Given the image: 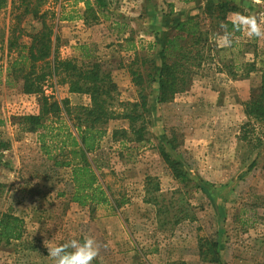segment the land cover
I'll return each instance as SVG.
<instances>
[{
  "label": "rangeland",
  "instance_id": "obj_1",
  "mask_svg": "<svg viewBox=\"0 0 264 264\" xmlns=\"http://www.w3.org/2000/svg\"><path fill=\"white\" fill-rule=\"evenodd\" d=\"M45 1L41 13L48 12L46 19L53 25L52 41L59 57L80 60L87 52L95 56L111 73L120 104L139 100V90L129 73L134 52L125 49L127 39H134L138 47L141 41L143 48L154 44L157 32L171 31L174 19L167 18L171 11L182 19L197 13L202 20L205 15L201 8L210 2L238 4L249 14H259L264 6V2L253 0H111L107 17L86 25L80 18L83 3ZM24 10L23 0H8L0 9V183L5 186L0 218L13 214L24 225L21 240L0 245V264H52L44 241H52L57 235L54 245L94 237L101 247L93 264H212L201 258L204 240L220 241L222 264H264V145L254 148L241 140L250 132L253 144L258 138L264 141L262 127L249 123L243 111V103L260 85L261 74L251 73L245 78V73L231 71L229 62L234 56L217 54L215 38L211 42L214 51L205 49L202 67L194 69L197 74L190 90L153 108L147 120L146 142H115L113 131L128 128V122L109 123L101 150L89 158L100 157L104 165L100 184L111 203L81 207L70 201V169L55 164L67 158L69 161L71 156L56 155L52 145L53 158H48L41 150L38 134L22 133L16 124L17 117L40 110L37 97L24 95L21 83L10 84L6 78L8 66L17 57L15 50L9 53L8 49L12 31L16 36L21 28L26 31L20 43L30 45L28 35L41 28V22L31 16L22 17ZM60 16L74 20L59 21ZM205 22L208 29L210 22ZM239 51L236 47L237 64L242 67L248 60L243 53L238 55ZM44 92L52 101L68 102L72 119L90 105L88 96L69 93L68 86L59 80L48 78ZM60 121L68 126L74 123L64 114ZM175 140L177 147L171 145ZM162 148L182 163L194 181L205 185L206 195L178 193L181 185L164 162ZM153 185L160 192L154 194ZM155 196L166 202L182 201L180 207L196 220L163 224L155 206L146 202Z\"/></svg>",
  "mask_w": 264,
  "mask_h": 264
},
{
  "label": "trees",
  "instance_id": "obj_2",
  "mask_svg": "<svg viewBox=\"0 0 264 264\" xmlns=\"http://www.w3.org/2000/svg\"><path fill=\"white\" fill-rule=\"evenodd\" d=\"M8 0H0V9L7 6ZM25 10L23 18L31 16L35 21L41 22L39 30L28 36L31 38L30 45L20 43L24 38L22 28L16 36L12 31L11 39L8 41L9 53L15 50L17 57L7 68V83H21V90L24 95L35 96L39 99V113L34 115H24L17 117L16 124L22 133L38 134L41 150L48 158H53L51 146L54 145L56 155L71 156L65 162L57 161L56 166L69 168L72 192L70 201L81 207H94L98 205L107 206L111 199L100 184L99 173L104 167L100 157L90 159V155H95L101 150L102 143L108 135L107 126L111 121L126 120L128 128L114 130L112 139L115 142L126 143L135 142L142 144L146 142L148 134V121L155 106L166 105L174 101L175 97L190 90L193 79L197 73L196 68H200L205 60V49L211 53L214 51L212 41L216 38L217 32L222 30L219 25L229 12L240 11L238 4L228 1L210 2L205 8H201L205 19H200V15L190 14L182 19L173 11L167 18L173 16V22L168 33L157 32L156 41L146 48L140 41V45L135 46L134 39L125 41V49L134 52V58L130 64L129 73L132 82L138 88L139 100L133 103L120 104L118 99V87L114 82L110 72L102 67L101 63L92 54H85L82 59H66L59 57L58 47L53 45L54 35L53 25L47 22V11L41 13V7L45 0H23ZM58 1V0H55ZM111 0H76L75 4L83 3L84 11L80 16L86 25L98 23L101 16L107 17ZM185 3H192L193 0H184ZM173 8V5H169ZM21 17V18H22ZM55 18V14L53 13ZM59 21H73L74 17L63 18ZM209 20L208 29L205 21ZM34 27V26H33ZM232 30L231 24L228 25ZM124 31V26L121 32ZM14 34V35H13ZM223 34V33H220ZM242 34L234 33L233 44L229 49L219 48L217 54L228 52L235 48L236 39ZM58 41V38H57ZM158 48V51L156 49ZM81 50H86L82 47ZM235 52V51H234ZM241 50L237 53L241 55ZM231 54H234L233 52ZM237 56L229 62V69L236 73L243 70L245 78H249L251 73L258 72L256 63H247L243 67L237 64ZM39 64V65H38ZM240 69V70H239ZM261 82L257 88L253 89L248 101L243 103V111L248 118V122L253 121L262 127L264 139V70H261ZM234 74V73H230ZM2 71L0 67V77ZM48 78L59 80L69 88V93L86 95L90 99L88 107H82L80 113L72 119L73 112L68 106V102L61 104L58 101L45 95L44 87ZM1 82V81H0ZM118 107H122V112ZM70 121L72 126L60 121L62 116ZM51 122V125L48 123ZM57 125L54 127V125ZM252 125V124H248ZM253 126V125H252ZM254 131V130H252ZM250 132L245 133L242 141H247L249 146L260 148L264 141L257 139V143L249 137ZM50 141V144L48 143ZM175 142L171 144L176 146ZM2 146H5L2 144ZM69 150V151H66ZM161 156L169 168L173 178L181 185L179 194L186 192H201L207 194L205 185L200 181H194L187 171L182 167V163L174 159L165 149H161ZM55 157V155H54ZM1 165V161H0ZM149 180V179H148ZM5 186L0 183V198L4 195ZM153 192H160L157 185H153ZM148 204L155 206L157 213L163 217V224H179L182 220H196L195 215H191L187 210L182 209V201L177 203L174 200L166 202L160 200L158 196L146 200ZM114 207V206H112ZM117 207V205H116ZM119 207V205H118ZM117 207V208H118ZM115 209V207H114ZM194 218V219H193ZM24 235L23 220L13 214H3L0 218V245H9L13 241H19ZM201 244V258L203 261L212 264H222V244L219 240H204Z\"/></svg>",
  "mask_w": 264,
  "mask_h": 264
},
{
  "label": "clouds",
  "instance_id": "obj_3",
  "mask_svg": "<svg viewBox=\"0 0 264 264\" xmlns=\"http://www.w3.org/2000/svg\"><path fill=\"white\" fill-rule=\"evenodd\" d=\"M260 3V0H253ZM232 30L229 31L228 25ZM223 34H217L216 42L219 47H230L233 44L234 33H241L248 38L264 40V12L259 14H244L240 11L229 12L225 21L219 25ZM45 240L44 245L48 249V257L52 264H93L100 255V245L94 237L85 236L83 241L71 239L61 245H54V240Z\"/></svg>",
  "mask_w": 264,
  "mask_h": 264
},
{
  "label": "crops",
  "instance_id": "obj_4",
  "mask_svg": "<svg viewBox=\"0 0 264 264\" xmlns=\"http://www.w3.org/2000/svg\"><path fill=\"white\" fill-rule=\"evenodd\" d=\"M260 2H264V0H260ZM241 8V12H243L244 14H249L248 11H246L243 7ZM259 8V7H257ZM264 12V6L262 5L261 8H259V13ZM240 40L236 41V46L234 49H232L230 51V53H234L232 56H234L236 53L234 52L236 47L239 48V50H241V52L243 53L242 56H246L248 61H245L246 63H256L257 66L259 67L258 72L257 73H262L261 70H264V40H259L257 38H248L245 35H242L241 38H238ZM232 46L230 47H221V48H226V49H230ZM252 47V52L249 51V48ZM220 48V47H219ZM248 48V49H247ZM242 49H244L245 51H243ZM231 56V57H232ZM243 68L245 66H242ZM240 70V69H239ZM243 73V70H240L237 73ZM256 73V72H253Z\"/></svg>",
  "mask_w": 264,
  "mask_h": 264
}]
</instances>
